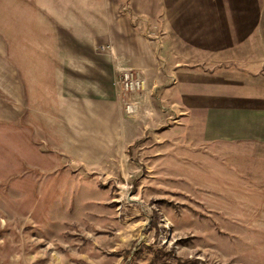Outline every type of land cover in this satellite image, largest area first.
<instances>
[{"label": "rangeland", "instance_id": "374dc122", "mask_svg": "<svg viewBox=\"0 0 264 264\" xmlns=\"http://www.w3.org/2000/svg\"><path fill=\"white\" fill-rule=\"evenodd\" d=\"M22 53L0 0V264H264V195L210 186L256 150L135 130L141 98L128 115L118 95L121 140H69L55 114L34 112L32 82L17 81Z\"/></svg>", "mask_w": 264, "mask_h": 264}, {"label": "crops", "instance_id": "0c3cea01", "mask_svg": "<svg viewBox=\"0 0 264 264\" xmlns=\"http://www.w3.org/2000/svg\"><path fill=\"white\" fill-rule=\"evenodd\" d=\"M1 20L27 56L17 81L32 82L34 112L55 114L69 140H121L118 79L135 70L145 88L132 128L256 150L230 157L210 186L261 200L264 0H1Z\"/></svg>", "mask_w": 264, "mask_h": 264}, {"label": "built area", "instance_id": "2783aa9c", "mask_svg": "<svg viewBox=\"0 0 264 264\" xmlns=\"http://www.w3.org/2000/svg\"><path fill=\"white\" fill-rule=\"evenodd\" d=\"M100 50L110 52L111 48L106 47ZM118 86V96L122 99L125 113L128 115L134 114L138 109L136 98H141L145 88V82L141 73L131 69L123 70L118 79Z\"/></svg>", "mask_w": 264, "mask_h": 264}]
</instances>
